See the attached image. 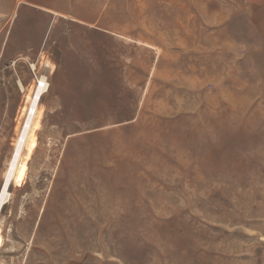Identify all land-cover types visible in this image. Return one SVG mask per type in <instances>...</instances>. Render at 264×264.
<instances>
[{"label": "rangeland", "instance_id": "374dc122", "mask_svg": "<svg viewBox=\"0 0 264 264\" xmlns=\"http://www.w3.org/2000/svg\"><path fill=\"white\" fill-rule=\"evenodd\" d=\"M262 31L247 0H0V192L46 85L0 264H264Z\"/></svg>", "mask_w": 264, "mask_h": 264}, {"label": "bare ground", "instance_id": "6f19581e", "mask_svg": "<svg viewBox=\"0 0 264 264\" xmlns=\"http://www.w3.org/2000/svg\"><path fill=\"white\" fill-rule=\"evenodd\" d=\"M45 80L42 78L38 83L40 86L36 89L35 99H29V107L26 109V120L24 126L21 127L19 134L17 136V141L15 143V148L12 153V157L8 164L6 173L4 175V181L0 192V211L5 206L8 201L9 194L8 189L11 184L18 186L22 184L24 177L26 175V164L25 161H22L23 151L26 153V158L29 156L34 148L36 147L35 136L33 135L34 131L38 128V99L45 92ZM31 110L30 114H28V110ZM25 158V157H24ZM27 160V159H25ZM20 187V186H19ZM2 246V238L0 236V249Z\"/></svg>", "mask_w": 264, "mask_h": 264}, {"label": "crops", "instance_id": "0c3cea01", "mask_svg": "<svg viewBox=\"0 0 264 264\" xmlns=\"http://www.w3.org/2000/svg\"><path fill=\"white\" fill-rule=\"evenodd\" d=\"M250 16L255 20V26L262 29L264 37V0H247ZM253 14V16H252Z\"/></svg>", "mask_w": 264, "mask_h": 264}, {"label": "built area", "instance_id": "2783aa9c", "mask_svg": "<svg viewBox=\"0 0 264 264\" xmlns=\"http://www.w3.org/2000/svg\"><path fill=\"white\" fill-rule=\"evenodd\" d=\"M37 85H38L37 87L40 86V83H38V81H37ZM37 87H36V89H37ZM35 94H36V92H35ZM35 94H34L33 99H35ZM38 100H39V99H38ZM38 100H37V101H38ZM30 112H31V110H30V108H29L27 116L30 114Z\"/></svg>", "mask_w": 264, "mask_h": 264}]
</instances>
